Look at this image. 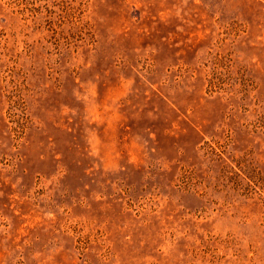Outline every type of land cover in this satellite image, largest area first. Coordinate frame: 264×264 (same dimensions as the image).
Returning a JSON list of instances; mask_svg holds the SVG:
<instances>
[{
    "label": "rangeland",
    "instance_id": "374dc122",
    "mask_svg": "<svg viewBox=\"0 0 264 264\" xmlns=\"http://www.w3.org/2000/svg\"><path fill=\"white\" fill-rule=\"evenodd\" d=\"M0 264H264V0H0Z\"/></svg>",
    "mask_w": 264,
    "mask_h": 264
}]
</instances>
